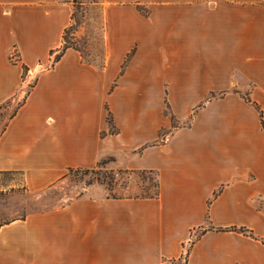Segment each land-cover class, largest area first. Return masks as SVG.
I'll use <instances>...</instances> for the list:
<instances>
[{"label":"crops","instance_id":"0c3cea01","mask_svg":"<svg viewBox=\"0 0 264 264\" xmlns=\"http://www.w3.org/2000/svg\"><path fill=\"white\" fill-rule=\"evenodd\" d=\"M72 1L0 0V106L36 81L0 134V173L39 193L126 157L160 195L0 224V264H169L189 243L187 264H264V0H103L102 69L72 49L53 66ZM166 98L186 124L172 127Z\"/></svg>","mask_w":264,"mask_h":264},{"label":"rangeland","instance_id":"374dc122","mask_svg":"<svg viewBox=\"0 0 264 264\" xmlns=\"http://www.w3.org/2000/svg\"><path fill=\"white\" fill-rule=\"evenodd\" d=\"M79 9L73 8L76 12V22L72 21L68 39L73 42L83 53L88 61L93 62L99 68L107 56L105 43V20L103 0H79ZM15 58L19 55L15 52ZM51 67L50 64L45 68ZM28 72L24 73V81L27 80ZM35 80L28 82L25 87L24 98L15 99L0 106V134L5 129L9 120L15 116L18 109L23 105L25 97L35 86ZM163 114L170 120L172 127L182 126L187 121H179L172 113L168 99L164 101ZM109 117V115H108ZM107 122L114 124V119L108 118ZM114 127V126H113ZM113 129V128H112ZM113 132V131H111ZM171 130L161 132L158 142H162ZM126 159V157H124ZM115 156L105 157L95 169L93 174L69 173L52 187L39 193H31L23 187V178L18 173H0V224L14 219L25 218L26 216L55 209L66 202L81 198L83 196L96 197L107 195L111 198H145L153 195L156 191L158 176L155 172L129 171L121 167L122 159ZM120 160V163H119ZM110 178L113 179L109 185ZM100 179V180H98ZM259 205L264 209V200L259 199ZM207 228L211 226L207 225ZM198 231L195 236H198ZM192 242V241H191ZM190 245V243H189ZM178 261L169 264H186L185 258L189 251Z\"/></svg>","mask_w":264,"mask_h":264},{"label":"trees","instance_id":"16d2710c","mask_svg":"<svg viewBox=\"0 0 264 264\" xmlns=\"http://www.w3.org/2000/svg\"><path fill=\"white\" fill-rule=\"evenodd\" d=\"M72 3H73V8H76V9H79V7H80V2H79V0H73L72 1ZM71 20L72 21H74V22H76V12L74 11L73 12V14H72V18H71ZM72 23V22H71ZM73 27V25H70L66 30H65V32H64V35H63V45H62V47L59 49V50H57V54H56V56H55V58H54V61H53V66L61 59V57L64 55V53L67 51V50H69V49H72V50H75V51H77L80 55H81V57H82V59H83V61L86 63V64H88V65H92V66H95L94 65V63L93 62H90V61H88L87 59H86V57H85V54L83 53V51H81L76 45H74V43L73 42H70L69 41V39H68V34H69V32H70V30H71V28ZM54 54V53H53ZM52 54V55H53ZM132 55H133V52L131 53V55H129V57L127 58V60H126V62H125V65L128 63V61L131 59V57H132ZM15 58V56H12L11 57V61L13 62V63H17L18 61H19V59L17 58V59H14ZM104 66H105V62L104 63H102V64H100V66H99V68L100 69H102V68H104ZM26 71V70H25ZM15 115H16V113H15ZM14 117V116H13ZM109 119L110 118H112V116H111V114H109V117H108ZM109 124H111L112 122H108ZM263 127H264V122H263ZM113 128V129H112ZM111 131H114V127L112 126L111 127ZM100 165H98L97 167H99ZM96 167V168H97ZM96 168H94V169H69L68 170V172H67V174L65 175V177L70 173H84V174H93V173H95V169ZM98 180H100V179H98ZM110 180V182L108 183L109 185H112V182H113V179L112 178H110L109 179ZM155 188H156V191H155V193L153 194V195H150V196H147V197H145V198H157L159 195H160V186H159V182L155 185ZM218 194V193H217ZM216 194V195H217ZM215 195V196H216ZM213 229H215L214 227H211L210 228V230H213ZM221 230H223V229H221ZM228 231H233V232H239V233H243V234H249L250 236H252L253 237V233L251 232V231H249V230H247L246 228H237V227H232V228H230V229H227ZM188 255H189V251H188V254H187V258H185V262H186V264L188 263ZM172 262H175V261H172Z\"/></svg>","mask_w":264,"mask_h":264}]
</instances>
